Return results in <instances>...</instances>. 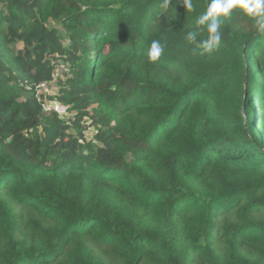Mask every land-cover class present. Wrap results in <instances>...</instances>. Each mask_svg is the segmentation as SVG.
<instances>
[{
  "label": "trees",
  "instance_id": "1",
  "mask_svg": "<svg viewBox=\"0 0 264 264\" xmlns=\"http://www.w3.org/2000/svg\"><path fill=\"white\" fill-rule=\"evenodd\" d=\"M210 2L0 0V264H264V14Z\"/></svg>",
  "mask_w": 264,
  "mask_h": 264
},
{
  "label": "clouds",
  "instance_id": "2",
  "mask_svg": "<svg viewBox=\"0 0 264 264\" xmlns=\"http://www.w3.org/2000/svg\"><path fill=\"white\" fill-rule=\"evenodd\" d=\"M170 0H163L162 8H168ZM183 5L189 11L193 9L192 0H183ZM234 8L242 9L249 15L264 14V0H211L206 12L199 18L198 24L205 25L208 38L200 42L197 47L203 48L206 52H211L218 48L221 42V21L219 17L228 16ZM185 39L189 43L196 42L197 33L188 32ZM164 49L159 40H153L147 50V60L155 63L159 60ZM48 96V95H47ZM42 96L38 97L40 100Z\"/></svg>",
  "mask_w": 264,
  "mask_h": 264
},
{
  "label": "built area",
  "instance_id": "3",
  "mask_svg": "<svg viewBox=\"0 0 264 264\" xmlns=\"http://www.w3.org/2000/svg\"><path fill=\"white\" fill-rule=\"evenodd\" d=\"M47 95H51V92H49V86L46 84H40L39 91L37 92V96H42L44 99L47 98ZM41 98L42 101V107L43 111L46 113L54 112L58 114L59 116H65L67 112V108L64 106L58 104L55 101H47Z\"/></svg>",
  "mask_w": 264,
  "mask_h": 264
},
{
  "label": "rangeland",
  "instance_id": "4",
  "mask_svg": "<svg viewBox=\"0 0 264 264\" xmlns=\"http://www.w3.org/2000/svg\"><path fill=\"white\" fill-rule=\"evenodd\" d=\"M50 26H55V27H58L57 25H55L54 23L50 22L49 23ZM58 29L60 30V27H58ZM60 64V63H59ZM62 66H57L56 67V74L59 75L60 78L64 77L65 76V72L63 70H61ZM57 91V86L53 83V84H50L49 85V92H51V94L55 93ZM259 110H260V106L258 107ZM65 116H68L70 117V115L68 113H66Z\"/></svg>",
  "mask_w": 264,
  "mask_h": 264
}]
</instances>
